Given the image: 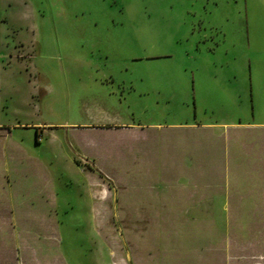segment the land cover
I'll return each instance as SVG.
<instances>
[{
  "label": "rangeland",
  "instance_id": "1",
  "mask_svg": "<svg viewBox=\"0 0 264 264\" xmlns=\"http://www.w3.org/2000/svg\"><path fill=\"white\" fill-rule=\"evenodd\" d=\"M0 264H264V0H0Z\"/></svg>",
  "mask_w": 264,
  "mask_h": 264
}]
</instances>
